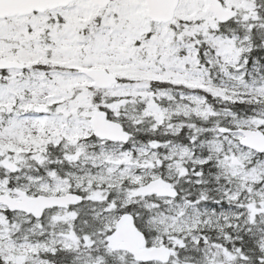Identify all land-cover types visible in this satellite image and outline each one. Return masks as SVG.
Instances as JSON below:
<instances>
[{"label": "snow or ice", "instance_id": "obj_1", "mask_svg": "<svg viewBox=\"0 0 264 264\" xmlns=\"http://www.w3.org/2000/svg\"><path fill=\"white\" fill-rule=\"evenodd\" d=\"M0 264H264V0H0Z\"/></svg>", "mask_w": 264, "mask_h": 264}]
</instances>
